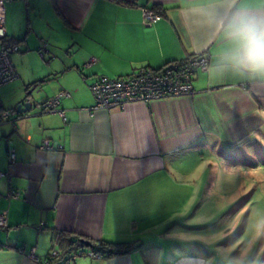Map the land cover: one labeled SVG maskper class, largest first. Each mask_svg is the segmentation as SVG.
Listing matches in <instances>:
<instances>
[{"label":"crops","instance_id":"obj_1","mask_svg":"<svg viewBox=\"0 0 264 264\" xmlns=\"http://www.w3.org/2000/svg\"><path fill=\"white\" fill-rule=\"evenodd\" d=\"M6 5V40L18 52L10 55L17 79L0 86V112H10L0 124V213L7 222L0 228V264H46L52 250L65 254L59 232L141 244L127 255L78 256L68 264H161L163 242L173 236L180 247L189 234L176 229L193 227L196 215L186 211L196 201L199 171H211L221 156L228 165L247 152L260 156L264 147V74L224 58L228 22L264 17V0ZM142 9L160 18L144 24ZM194 55L208 56L210 65L194 75V95L93 109L89 87L99 77H125ZM60 92L69 94L58 105L65 119L39 110ZM28 101L31 111L17 113ZM169 264L206 260L193 252Z\"/></svg>","mask_w":264,"mask_h":264},{"label":"rangeland","instance_id":"obj_2","mask_svg":"<svg viewBox=\"0 0 264 264\" xmlns=\"http://www.w3.org/2000/svg\"><path fill=\"white\" fill-rule=\"evenodd\" d=\"M259 153L260 156H256L247 152L230 165L224 163L223 156L214 158L211 171L209 168L199 171L200 180L194 192L196 201L186 211L196 215L190 224L193 227L183 230L179 225L176 229L189 234L184 236L180 247L172 245L176 241L173 236L163 242L161 264H169L172 259L193 252L201 255L206 264L262 263L264 147ZM211 234L215 236L210 237Z\"/></svg>","mask_w":264,"mask_h":264},{"label":"built area","instance_id":"obj_3","mask_svg":"<svg viewBox=\"0 0 264 264\" xmlns=\"http://www.w3.org/2000/svg\"><path fill=\"white\" fill-rule=\"evenodd\" d=\"M4 1L0 0V86L11 83L17 79V74L10 61V55L18 52V46L13 45L7 49L1 46V40L6 37ZM11 2L12 0H7ZM144 24L156 22L160 16L155 12L142 9ZM46 48L42 44L40 51ZM209 58L205 55H194L183 61L168 62L158 69L145 68L136 73L111 79L101 76L89 87L95 100L94 110L110 111L122 108L131 103H147L154 100H162L177 97H187L195 94L192 86L194 75L197 72L209 71ZM69 97L66 92H60L53 98L47 99L38 105L41 112L58 113L62 119L64 114L58 109L60 99ZM10 112H0V124L9 120ZM43 148L52 150L53 146L44 142ZM57 149H61L57 146ZM13 162V156L10 157ZM12 197H16L15 194ZM7 226L6 213H0V228ZM89 258H101L92 251L85 253ZM58 251L52 250L46 264H51L52 259L57 258ZM66 262L65 264H68Z\"/></svg>","mask_w":264,"mask_h":264},{"label":"clouds","instance_id":"obj_4","mask_svg":"<svg viewBox=\"0 0 264 264\" xmlns=\"http://www.w3.org/2000/svg\"><path fill=\"white\" fill-rule=\"evenodd\" d=\"M230 47L224 58L239 68L264 74V17L238 15L228 22Z\"/></svg>","mask_w":264,"mask_h":264},{"label":"trees","instance_id":"obj_5","mask_svg":"<svg viewBox=\"0 0 264 264\" xmlns=\"http://www.w3.org/2000/svg\"><path fill=\"white\" fill-rule=\"evenodd\" d=\"M54 2L56 0H53ZM122 3H126L123 1ZM128 4V3H126ZM10 40H6V37L1 40V46L3 49H7L10 46L15 44H9ZM56 241L62 249H64L65 254L58 252V256L55 259H52L51 264H65L71 259H74L78 256H86L84 247L90 248L92 252L100 255L101 258L111 259L119 256L127 255L132 251H135L141 247V244L138 242L130 243H107L104 241L92 242L86 237L82 236H73L65 232H59L56 236ZM88 252V251H87ZM70 253V256L66 259L63 257ZM49 259V257H48Z\"/></svg>","mask_w":264,"mask_h":264},{"label":"water","instance_id":"obj_6","mask_svg":"<svg viewBox=\"0 0 264 264\" xmlns=\"http://www.w3.org/2000/svg\"><path fill=\"white\" fill-rule=\"evenodd\" d=\"M36 93H37V91H36ZM32 107H33V104H31V102L28 101L27 103H25L23 105L17 106L16 112L19 114L26 113V112L31 111Z\"/></svg>","mask_w":264,"mask_h":264}]
</instances>
